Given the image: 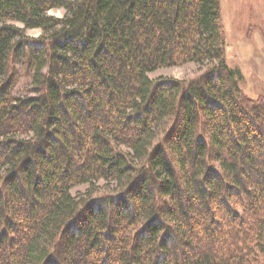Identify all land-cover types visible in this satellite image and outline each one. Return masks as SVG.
Listing matches in <instances>:
<instances>
[{
  "label": "trees",
  "instance_id": "trees-1",
  "mask_svg": "<svg viewBox=\"0 0 264 264\" xmlns=\"http://www.w3.org/2000/svg\"><path fill=\"white\" fill-rule=\"evenodd\" d=\"M226 44L221 0H0V264H264V96Z\"/></svg>",
  "mask_w": 264,
  "mask_h": 264
},
{
  "label": "rangeland",
  "instance_id": "rangeland-1",
  "mask_svg": "<svg viewBox=\"0 0 264 264\" xmlns=\"http://www.w3.org/2000/svg\"><path fill=\"white\" fill-rule=\"evenodd\" d=\"M222 19L226 32V62L229 66L239 68L244 79L242 89L251 98L264 96V0H221ZM65 8H54L49 14L63 17ZM24 26L22 22L12 21ZM25 33L37 37L43 33L41 28H26ZM212 63L185 62L173 66H164L149 75L191 79L197 77L211 66ZM11 91L15 95L35 94L31 82V71L24 62L11 65ZM6 75L0 76V84ZM124 149H128L122 146ZM119 185L114 181L97 180L72 188V193L81 197L88 193L101 194L117 190Z\"/></svg>",
  "mask_w": 264,
  "mask_h": 264
}]
</instances>
